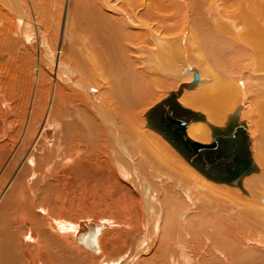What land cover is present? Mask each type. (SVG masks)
I'll use <instances>...</instances> for the list:
<instances>
[{"label":"bare ground","instance_id":"6f19581e","mask_svg":"<svg viewBox=\"0 0 264 264\" xmlns=\"http://www.w3.org/2000/svg\"><path fill=\"white\" fill-rule=\"evenodd\" d=\"M195 74L196 86L184 89L177 101L196 108L190 110L205 121L190 123L186 134L209 144V126L224 127L240 107L238 122L245 124L257 168L242 179L245 193L203 179L147 128V112ZM1 150L11 154L12 178L0 192L7 264H67L70 256L79 261V254L102 260L98 264L135 263L141 250L128 262L103 259L112 253L101 243L116 227L110 219L84 220L76 227L66 223L63 229L70 226L72 242L49 227L51 219L43 224L37 216L42 206L49 213L55 206L43 201L44 188L54 186L50 196L58 198L76 171L83 180L96 178L106 203H115L114 184L138 194L146 211L144 231L153 226L145 231L149 247L148 233L154 237V227L162 224L164 238L150 264H167V256L172 264L181 259L179 264H199L185 253L191 249L186 232L203 234L220 258L224 253L218 244L228 238L236 243L242 234L253 235L248 246L264 252V0H0ZM188 204L199 209L195 219L186 215ZM153 209L157 213L151 219ZM82 223L102 227L97 252L77 242ZM230 246L235 256L236 244ZM177 252L184 258L175 260Z\"/></svg>","mask_w":264,"mask_h":264},{"label":"rangeland","instance_id":"374dc122","mask_svg":"<svg viewBox=\"0 0 264 264\" xmlns=\"http://www.w3.org/2000/svg\"><path fill=\"white\" fill-rule=\"evenodd\" d=\"M184 62V61H183ZM182 65H185V63H181ZM203 68H205L204 66H203ZM206 70V69H205ZM183 78V77H182ZM184 79H180L179 80V82H181V81H183ZM245 83V82H244ZM162 91H164V90H162ZM40 91H36V97L38 98V95L39 96H41L40 95V93H39ZM165 94H164V96L166 97L167 95H166V93L167 92H164ZM159 94H163V93H159ZM38 100H39V98H38ZM152 101H150L149 103H151ZM149 105V104H148ZM148 107H151V105H149ZM147 107V108H148ZM190 109H196V108H193V107H191L190 106ZM22 110H24V109H22ZM26 110H28L29 111V109H26ZM199 111V110H198ZM145 130H147V129H145ZM156 135H158V134H156ZM160 138H161V140H162V142H164V143H166L165 145H167V147L169 148V150H171L173 153H175L177 156H179L170 146H168L169 144H167V142L165 141V140H163L162 139V137L160 136V135H158ZM171 148V149H170ZM3 152H6V154H4ZM0 183L2 184V186H0L1 187V189H0V192L2 191V189L5 187V185L8 183V181H10V179L12 178L11 176H10V174H9V170H8V167L10 166V162H9V160H10V157H11V154L10 153H7V151L6 150H1L0 151ZM4 154V155H3ZM2 155V156H1ZM2 157H3V159H2ZM4 157H5V159H4ZM180 157V156H179ZM183 161V160H182ZM183 164H186V162H184L183 161ZM186 166H188L189 167V165L188 164H186ZM190 168V167H189ZM191 169V168H190ZM193 170V169H192ZM195 170V169H194ZM193 170V171H194ZM195 172V171H194ZM3 173V174H2ZM195 173H197V175H200L197 171L195 172ZM5 174V175H4ZM79 176H78V175ZM88 176H94V174H88V173H86ZM3 175V176H2ZM71 177H68V178H70V181H72V182H69L68 184H65V185H63V186H61L60 187V191L59 192H62V191H64V192H62L60 195H58L57 197L58 198H56V195H53V197H54V199H52L53 197L52 196H50V195H52L53 193H55L56 192V190H54L55 189V187L54 186H50V188L49 187H47V188H44L45 190H48V192H47V194L49 195H47V194H44V197H46L45 199L46 200H43L45 203H47V204H52V203H55V206H56V208H57V210H59V212L57 211V210H55L56 208H55V206H52V210H53V212H51L50 211V213L48 212L49 210H47V208L46 207H44V206H42V209L41 210H43V212L41 211V210H38V211H36L37 213L36 214H38L37 216L38 217H40V218H44L43 219V224H46V223H49L50 221V219H51V222L49 223V227H51V226H53V227H51V228H53L54 230H61L62 232H63V234L61 233V232H59V231H57L58 233H60L61 234V236H63L64 237V239H71L72 240V242H73V237H72V235H73V232L71 231V228H70V226H67V228H69V230L68 231H66L65 232V230L63 229V225H65L66 223H69V224H71V226H74V227H76V226H78L79 225V223L80 222H85V221H90L91 223H93V224H98V223H100L101 221H105V220H108V219H110L111 221H113L112 223L113 224H116V227H113L111 230H109V235L108 234H106L105 236L104 235H102V236H104L103 238H102V236H101V238H102V240H101V243L104 245V249L106 250V252H108V250L109 249H111V251H112V253H109V254H107L106 256H109V257H106L105 256V258H103L104 260H112V259H117V257L119 258V259H117L118 260V262L120 261V262H124V261H127L128 260V258L130 259L132 256H135V254H136V252L137 251H139V250H141L142 252L141 253H138V255H137V258L135 259V263H137V264H150V259L149 258H151V257H153L154 256V254L156 255V252H157V250H158V248L160 247V244H161V239L160 238H162L163 237V232L164 231H161L162 230V224H161V226L159 227V228H161L160 229V233H159V228L156 226V227H154L155 228V231H154V234H155V236L154 237H152V235H150L149 233H148V236L149 237H151L152 239H151V243H150V247L147 245V242H145V238H146V236H147V231L149 232H151V229H152V221H150V225L152 226H149L148 227V230L146 229L145 231H144V228L143 227H145V225H146V219H145V214H146V211L145 210H143V206L141 205V199H140V197L138 196V194H136V192L134 191V194H132L131 193V191H129L128 189H126V190H124V186L122 187V186H116L115 184L113 185V187H116L115 188V192H113L112 193V196H113V200H114V202L115 203H109V201L106 203L105 201H103V200H101V198L103 199V197H104V195L106 194H104V192L102 191V189H104V188H102V189H100L99 188V186H97L98 185V182H97V180H96V178H91V177H89L88 179H86V180H83V179H81V178H83V177H81V175H80V173L78 172V171H76V172H74V174H69ZM8 176V177H7ZM75 178H74V177ZM7 177V179H5ZM200 177H202L203 179H204V177L203 176H201L200 175ZM1 178H2V180H1ZM10 178V179H9ZM77 178V179H76ZM9 179V180H8ZM93 179V180H92ZM116 179V178H115ZM89 180L90 181H95L97 184H95V183H93V182H89ZM82 181V182H81ZM84 181V182H83ZM117 181V180H116ZM116 181L115 182H113V183H116ZM125 183H128V184H131V181H128V179L127 180H123ZM73 182H74V184L76 183V185H74L73 184ZM89 182V183H88ZM87 183H88V185H87ZM91 183H93V184H91ZM127 184V185H128ZM215 184V183H214ZM72 185V186H71ZM216 185H219V184H216ZM222 186H225L227 189H231L230 187H228L227 185H223V184H221ZM75 186V187H74ZM129 186V185H128ZM65 187V188H64ZM84 187V188H83ZM95 187H97V188H95ZM121 187V188H120ZM131 187V186H130ZM69 188H71L72 189V191H71V189H69ZM86 188H88V189H86ZM128 188V187H127ZM64 189V190H63ZM233 189V188H232ZM235 189V188H234ZM66 190H68V191H66ZM90 190V191H89ZM94 190H95V192H94ZM92 191V192H91ZM236 191H238V193L241 195V196H244V194L242 193V192H240V190H236ZM52 192V193H51ZM70 192V193H69ZM65 193V197L63 196V194ZM101 193H103L104 195H102ZM88 194V195H87ZM89 194H91V195H89ZM123 195H125L126 196V199H124L123 201H122V196ZM60 196H62V197H60ZM106 196V195H105ZM136 196V197H135ZM43 197V198H44ZM48 197H50V198H48ZM122 197V198H121ZM197 199H198V194H197ZM196 197L194 198L196 201H198L197 199H196ZM63 198V199H62ZM128 198V199H127ZM129 198H131V199H129ZM128 200V201H127ZM193 200V199H192ZM195 200H194V202H195ZM47 201V202H46ZM125 202H126V204H125ZM193 202V201H192ZM191 202V203H192ZM106 203V204H105ZM260 203V202H259ZM64 204V205H63ZM110 206H109V205ZM130 204V205H129ZM160 204H161V202H160ZM163 205V203L161 204V206ZM197 206H198V208L200 209V203H198L197 202V204H196ZM142 206V207H141ZM197 206H194L193 204H188L187 205V207H186V209H185V211L186 210H188V213H187V211H186V215H187V217H188V215L189 214H191L190 215V217H188L189 219L191 218V219H195L194 218V216H195V213H194V211H199V209L197 208ZM103 207V208H102ZM119 207V208H118ZM125 207H126V209H125ZM195 207V208H194ZM53 208H55V209H53ZM190 208V209H189ZM193 208V209H192ZM119 209L121 210V211H119ZM197 209V210H196ZM55 210V211H54ZM123 210H125V211H123ZM127 210V211H126ZM190 210V211H189ZM193 210V211H192ZM58 213H57V212ZM112 213H111V212ZM184 211V212H185ZM41 212V213H40ZM110 212V213H109ZM127 214H126V213ZM119 213V214H118ZM120 213H122V214H120ZM148 213H149V215H152V217H151V219L154 217V215L157 213V210L156 209H153L152 210V212L150 211H148ZM41 214V215H40ZM51 214V215H50ZM124 214V215H123ZM51 217H50V216ZM60 215V216H59ZM141 215V216H140ZM143 215V216H142ZM193 215V216H192ZM127 217V218H125V217ZM53 217V218H52ZM118 217V218H117ZM124 217V218H123ZM193 217V218H192ZM49 218V219H48ZM122 218V219H121ZM48 219V220H47ZM64 219V220H63ZM116 219H118L117 221H116ZM127 219V220H126ZM137 220V219H139V220H137V222L135 221V220ZM144 219V220H143ZM47 222H46V221ZM58 221V222H61L60 224H57L56 223V221ZM85 220V221H84ZM122 220H124V222H122ZM134 222V225H133V223H132V221ZM53 221H55V222H53ZM53 222V223H52ZM115 222V223H114ZM182 222V221H181ZM89 223V222H88ZM118 223V224H117ZM128 223V224H127ZM144 223V224H143ZM136 224V225H135ZM156 224H158V221L156 222ZM124 225V226H123ZM143 225V226H142ZM120 226V227H119ZM133 226V227H132ZM137 226H139V227H137ZM182 227L184 226V225H181ZM3 228V227H2ZM124 228V229H123ZM130 228V229H129ZM132 228V229H131ZM135 228H137L139 231L140 230H143L144 231V233H146V234H144L143 233V231L142 232H139L137 229H135ZM143 228V229H142ZM184 228V227H183ZM199 227L196 225V227H195V231H197V229H198ZM4 229V228H3ZM3 229H2V231H3ZM6 229V228H5ZM23 229H25V227H23ZM73 230L75 231V228H73ZM123 230V231H122ZM5 231V230H4ZM3 231V232H4ZM112 231V232H111ZM120 231V232H119ZM134 231V232H133ZM136 231V232H135ZM6 232V231H5ZM162 232V233H161ZM56 233V232H55ZM115 233V234H114ZM142 233H143V235H142ZM161 236V237H158L157 235L158 234ZM186 233L187 234H189V235H186ZM186 233H183L184 235H185V238L187 239V238H189L190 237V241H191V243H190V241H189V239H187V241L189 242V245L191 246V249L190 248H187L186 249V251H185V253L187 252V254H189V257L191 256V258H192V260H194L195 261V259H196V261L195 262H199V264H200V262H201V264H264V252L263 251H261L260 249H257V248H251V247H249L248 246V242L246 241L247 240V238H249V239H252L253 240V235H247V236H245V235H241V236H243V237H241V236H237V238H239V240L237 239H235V242L236 243H234V238H228V239H225V240H223V242L222 243H219L218 244V246H217V248H219L221 251H223V253H224V258H220V256L212 249V247H210L211 246V241H210V244L208 243L209 241H207V240H205L206 238L203 236V234H202V236H200V234H196V233H190V232H186ZM13 234H15L14 233V231H13ZM66 235V236H65ZM145 235V236H144ZM193 235H195L194 237H193ZM189 236V237H188ZM197 236H200L198 239H195V237H197ZM110 239H109V238ZM158 237V238H157ZM148 238V237H147ZM164 238V237H163ZM166 238V237H165ZM203 238H205V239H202ZM1 239H2V242H1ZM9 241H12L13 239H14V237L13 238H11V239H9V238H7ZM138 239H140V240H138ZM145 239V240H144ZM149 239V238H148ZM147 239V240H148ZM171 239V238H170ZM192 239V240H191ZM231 239H233V240H231ZM4 240V241H3ZM71 240H68V241H70L71 242ZM115 240V241H114ZM134 240V241H133ZM138 240V241H137ZM142 240V241H141ZM144 240V241H143ZM194 240V241H193ZM196 240V241H195ZM254 240H256V239H254ZM114 241V242H113ZM137 241V242H136ZM141 241V242H140ZM199 241V242H198ZM203 241V242H202ZM205 241V242H204ZM225 241V242H224ZM226 241H228L229 242V244L226 242ZM0 244L3 246V247H1V245H0V264H7V262H6V260H5V251L4 250H6V244H5V239H3V238H0ZM159 242H160V244H159ZM202 242V243H201ZM245 243L246 242V245L245 244H242V243ZM106 245H105V244ZM114 243V244H113ZM136 243V244H135ZM146 245H145V244ZM204 243V244H203ZM224 243V244H223ZM239 243V244H238ZM213 244V243H212ZM232 244H236V246H235V248H233L234 250H235V252L237 253L235 256L234 255H231L230 253H229V250L228 249H231V246L230 245H232ZM116 245V246H115ZM206 245V246H205ZM221 245V246H220ZM223 245V246H222ZM245 245V246H244ZM263 247H264V243L263 244H261ZM14 245H12L11 243H10V247H13ZM209 246V247H208ZM213 246H214V244H213ZM228 246V247H227ZM234 246V245H233ZM237 246H240V248L239 247H237ZM245 247L246 249L245 250H242L243 249V247ZM188 247V246H187ZM201 249H200V248ZM227 247V250L225 249ZM249 247V248H248ZM130 248V249H129ZM146 248H148L146 251H143V249H146ZM206 248V249H205ZM208 248H211V249H209V250H207ZM239 248V249H238ZM4 249V250H3ZM25 249V248H24ZM134 249V250H133ZM224 249V250H223ZM188 250V251H187ZM190 250H192V251H190ZM210 250H212L211 252H208V251H210ZM255 250V251H254ZM110 251V250H109ZM114 251V252H113ZM204 251V252H203ZM3 252V253H2ZM189 252V253H188ZM196 252V253H195ZM202 252V253H201ZM213 252V253H212ZM229 253V254H227V253ZM68 253V252H67ZM208 253V254H207ZM141 254V255H140ZM199 254H200V256H199ZM203 254H204V256H203ZM212 254V255H211ZM216 254V255H215ZM259 254H260V256H259ZM81 257H80V260L78 261V259H76V258H73V257H71L70 256V258H68V262H67V264H98V263H100L102 260H98V259H96V260H92V259H90L89 257H86V256H83V254H79ZM112 255V256H111ZM172 255H173V257L175 258V260L177 259H181V257L182 258H184V252H182V253H180V252H177V254H174V253H172ZM98 256H100V255H98ZM113 256H115V257H113ZM121 256V257H120ZM210 257V258H207V257ZM214 256V257H213ZM257 256V257H256ZM112 257V258H111ZM156 258H157V256H156ZM167 258V264H172V263H170V261L168 260L169 259V257L167 256L166 257ZM202 258H204V260H202ZM206 258H207V260H206ZM216 258V259H215ZM226 258L228 259V260H226ZM232 258V259H231ZM123 259V260H122ZM217 259H218V262H217ZM221 259H222V261H221ZM239 259H240V261H239ZM3 260H4V262H3ZM72 260V261H71ZM76 260V261H75ZM137 260H138V262H137ZM140 260H142L141 262H140ZM183 259H181L180 261H176L177 263L176 264H179L181 261H182ZM214 260V261H213ZM246 260H247V262H246ZM78 261V262H77ZM90 261H91V263H90ZM94 261V263H92ZM193 261V263H195ZM203 261V262H202ZM223 261H224V263H223ZM245 261V262H244ZM77 262V263H76ZM128 262V261H127ZM126 262V263H127ZM134 262V261H133ZM140 262V263H139ZM148 262V263H147ZM209 262V263H208ZM135 263H133V264H135ZM120 264V263H119Z\"/></svg>","mask_w":264,"mask_h":264},{"label":"water","instance_id":"95a60500","mask_svg":"<svg viewBox=\"0 0 264 264\" xmlns=\"http://www.w3.org/2000/svg\"><path fill=\"white\" fill-rule=\"evenodd\" d=\"M195 74L189 83H181L175 91L150 109L147 128L159 133L163 139L205 179L239 188L243 193L242 179L257 170L250 151V140L243 122H238L240 107L228 116L224 127L209 126L210 143L201 144L188 137L187 126L192 122H204L200 113L182 107L177 98L182 91L196 86ZM264 203V199L261 200ZM76 236L78 243L97 252L96 237L102 227L81 224Z\"/></svg>","mask_w":264,"mask_h":264}]
</instances>
